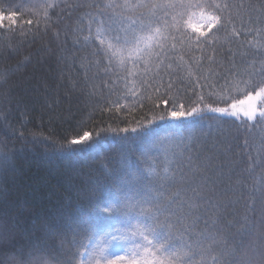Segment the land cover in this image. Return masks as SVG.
Returning <instances> with one entry per match:
<instances>
[{
  "label": "trees",
  "instance_id": "16d2710c",
  "mask_svg": "<svg viewBox=\"0 0 264 264\" xmlns=\"http://www.w3.org/2000/svg\"><path fill=\"white\" fill-rule=\"evenodd\" d=\"M179 2L0 0V13H17L14 21L0 22V147L6 143L14 153L13 170L0 181V220L22 237L61 226L73 210L83 215L88 186L99 181L105 194L112 193L104 207L113 212L99 210L103 224L87 216L89 224L98 226L85 259L100 264L118 256L124 257L119 264H260L264 121H248L242 112L237 119L204 111L181 133L158 138L147 157L140 152L149 149L125 156L119 148L120 138L134 135L137 121L146 123L153 114L147 97L167 98L164 89L170 82L186 107L194 93L204 95L212 107H227L245 99L241 81L264 80V0H211L224 6L226 28L203 48L194 43L172 48L170 33L176 31L181 10L170 5ZM188 19L184 30L191 33ZM133 21L137 34L150 25L157 41H164L163 56L158 59L159 48L130 56L127 48L114 44L113 37L123 36ZM78 123L80 135L89 131L92 139L114 140L112 150L80 159L61 151L60 144L77 138ZM226 141L233 146L228 151ZM189 160L208 167H192ZM129 169L143 184L126 216L123 205L116 207L120 193L104 185L102 173ZM181 173L210 177L216 185L209 184L211 193L197 189L193 199ZM213 194V204L216 198L230 202L221 232H210L203 221L194 223L193 214L200 215L203 207L200 198ZM105 232L116 238L100 244Z\"/></svg>",
  "mask_w": 264,
  "mask_h": 264
},
{
  "label": "snow or ice",
  "instance_id": "6c2138e0",
  "mask_svg": "<svg viewBox=\"0 0 264 264\" xmlns=\"http://www.w3.org/2000/svg\"><path fill=\"white\" fill-rule=\"evenodd\" d=\"M49 6L54 7L55 5H45V7ZM170 7L181 10L179 17L175 19L176 31L170 33L173 40L172 48L177 45L191 46L193 43L196 47L201 48L211 46L213 41L217 39V34L226 28V21L223 16L224 6L213 3L211 0H186V2L180 0L179 3L170 5ZM201 10L207 11V15H204L201 21L195 24L192 23V18L195 17L197 11ZM16 15L15 11L10 12L7 16L0 13V22L5 18L14 21ZM186 16L189 17L188 27L191 28V33L184 30V18ZM28 23H31V21H28ZM136 23V21H133V27L125 32L123 36L113 37L114 44L127 48L130 56L139 57H143L146 53L150 54L154 49L159 48V59L166 52V49L163 48L164 41H157L156 34L153 33L150 25L140 27L138 31L141 34H137ZM109 59L111 60V57ZM168 67L170 68L171 65H168ZM241 82L247 90L245 99L238 102L239 104H247V107L242 109L237 107V103H231L227 107H212L204 95L195 93L194 98L189 101L186 107L180 99L179 91L174 92L173 84L168 83L164 89L167 98L157 96L156 100H153L152 96L147 97L149 101L153 102V108L149 109L153 114L150 118H147L146 123L137 121V127L131 129L134 135L120 138L119 148L121 152L127 156L129 153L135 155L141 149H149V151L140 152L141 156L147 157L150 154L149 146L154 145L158 138L168 134L177 135L181 133L185 128L196 124L204 111L237 117V119H239L238 114L242 112L248 121L257 120V117H259L258 122L264 121V80L259 83L252 79ZM4 83L6 84V81ZM236 86L239 87V83ZM0 87H3V85H0ZM196 87H200L198 81ZM156 92L159 93L160 89L157 88ZM161 103L165 105L163 109L160 108ZM189 117L192 119L189 120ZM81 127L82 124L79 123L74 126L77 138L68 141L67 146L60 144L61 151L70 157L80 159L88 158L93 154L99 157L112 150L114 140H109L108 137L92 139V134L89 131H84L80 135L79 129ZM121 131L127 133L129 129L123 128ZM86 141L88 142L86 143ZM232 147L231 142L226 141L225 151ZM13 158L14 153L8 149L6 143L0 147V181L13 170ZM188 163L195 168L208 167L207 164L194 163L192 160H189ZM102 176L105 186H110L120 193V200L116 207L120 208L123 205V214L129 215L133 207L129 201L135 198L134 193L137 192L138 186L143 184V178L131 169L125 170L123 173L114 171L111 175L102 173ZM180 180L186 183L187 191L193 192V199L196 198L197 189L201 191L208 189V192L211 193L212 189L208 187L209 184L216 185V181L210 177L195 173L190 177L181 173ZM3 195V188L0 187V200L3 199ZM111 195L112 193L105 194L99 181L95 185H89L86 201L82 205L83 215L73 210L67 214V219L61 222V226H51L42 235L29 239L22 237L13 228L0 220V264H100L99 260L85 259V255L89 252V245L95 239V228L98 226L89 224L87 216H96L98 223L103 224L105 216L99 210L102 209L104 213L109 214L113 212L112 207H104L105 200ZM219 195L222 197L225 193L220 191ZM214 198L215 194L200 198L203 207L200 209V215L193 214L195 216L194 223L203 221L204 227L210 232L212 230L221 232L222 229L219 225L225 221L224 213L230 202L226 203L216 198V203L213 204L212 200ZM209 213L217 217L215 222L211 221ZM109 238L115 239L116 237L112 233L105 232L99 238L100 244H104ZM99 250L103 252L106 249L101 247ZM41 252L44 255L36 257V254ZM29 257L36 258L30 259ZM123 260V256H118L116 260H108L106 264H119ZM233 264H235V261ZM260 264H264V258L261 259Z\"/></svg>",
  "mask_w": 264,
  "mask_h": 264
},
{
  "label": "rangeland",
  "instance_id": "374dc122",
  "mask_svg": "<svg viewBox=\"0 0 264 264\" xmlns=\"http://www.w3.org/2000/svg\"><path fill=\"white\" fill-rule=\"evenodd\" d=\"M204 15H207V12L205 11H198L196 14H195V17L192 18V23H197L198 21H201L203 16ZM189 20V19H188ZM238 108H245L247 107V104H241V105H237Z\"/></svg>",
  "mask_w": 264,
  "mask_h": 264
}]
</instances>
